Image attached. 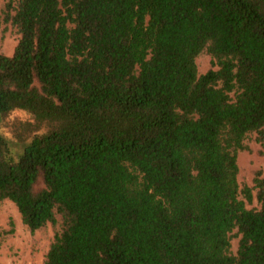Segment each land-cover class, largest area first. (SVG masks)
Instances as JSON below:
<instances>
[{
    "label": "trees",
    "instance_id": "1",
    "mask_svg": "<svg viewBox=\"0 0 264 264\" xmlns=\"http://www.w3.org/2000/svg\"><path fill=\"white\" fill-rule=\"evenodd\" d=\"M0 25V115L33 117L17 158L0 134V202L50 224L42 264H264V177L237 180L248 135L264 155V0H4Z\"/></svg>",
    "mask_w": 264,
    "mask_h": 264
},
{
    "label": "rangeland",
    "instance_id": "2",
    "mask_svg": "<svg viewBox=\"0 0 264 264\" xmlns=\"http://www.w3.org/2000/svg\"><path fill=\"white\" fill-rule=\"evenodd\" d=\"M3 1L0 0V8L3 6ZM1 27L0 25V51L9 56L13 52L19 34L10 26L1 32ZM195 64L198 74L203 73L210 66L209 55L206 52L199 53L195 58ZM32 122V115L22 109H15L0 115V134L5 137L15 158L19 156L33 135L27 129V125ZM244 144L246 148L237 154L239 168L237 180L240 187L243 184L252 185V179L257 171H260L261 176L264 177V155L259 151L254 134L248 135ZM253 195H255V191H253ZM256 205L255 197L251 203L245 201L247 208ZM0 231L3 233V239L0 242V264H42L53 236L50 224L31 232L22 223L14 204L4 200L0 202ZM237 239V236L231 238L230 250L232 253H235Z\"/></svg>",
    "mask_w": 264,
    "mask_h": 264
}]
</instances>
